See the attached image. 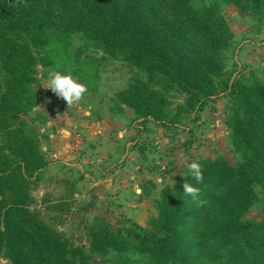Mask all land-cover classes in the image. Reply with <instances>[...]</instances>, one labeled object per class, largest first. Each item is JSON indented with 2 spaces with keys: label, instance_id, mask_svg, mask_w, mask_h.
<instances>
[{
  "label": "trees",
  "instance_id": "trees-1",
  "mask_svg": "<svg viewBox=\"0 0 264 264\" xmlns=\"http://www.w3.org/2000/svg\"><path fill=\"white\" fill-rule=\"evenodd\" d=\"M220 3L264 23V0H0V258L91 264V254L113 252L112 264H264V221L243 219L264 202V83L227 69L223 51L234 35ZM75 36L82 47H73ZM109 60L132 74L116 109L133 111L137 134L148 123L180 128L182 115L191 123L209 102L229 99L225 124L239 161L197 160L201 181L189 168L183 181L164 185L144 227L123 219L115 228L94 217L83 227L88 253L53 224L70 214L75 182L59 179L63 194L43 196L50 221L33 207L40 183L54 178L45 175L50 162L34 124L42 118L29 122L24 115L42 101L39 71L71 66L79 82L96 91ZM175 95L183 102L172 117ZM184 184L199 190L195 199Z\"/></svg>",
  "mask_w": 264,
  "mask_h": 264
},
{
  "label": "rangeland",
  "instance_id": "rangeland-1",
  "mask_svg": "<svg viewBox=\"0 0 264 264\" xmlns=\"http://www.w3.org/2000/svg\"><path fill=\"white\" fill-rule=\"evenodd\" d=\"M205 2L207 3V1ZM219 9L234 35L230 45L223 51L227 69L234 75L241 72L246 76H255L264 83V23L259 24L256 20L239 14L230 5L220 3ZM83 44L84 41L81 37H74V48L82 47ZM88 53L98 57L102 55L100 51L89 50ZM58 72L70 73L79 82L71 66L63 67ZM51 76L52 73L45 75L39 71L36 87L41 98L42 95H45L53 100L55 104H51L47 108L44 107L42 100L32 112L24 115V119L30 122L35 118L36 114H40L42 121H34L38 130L45 124L50 112H59L64 108H69L71 111L73 110V103L76 102L67 104L64 98L59 97L50 87L46 86L50 83ZM131 76V72L119 61H105L99 70L98 79L96 80V91H91L85 87L86 91L81 95L80 100L86 101L82 104L83 108L92 106L97 110L111 109V111L118 112L116 109V96L126 88ZM170 102V113L173 117L177 113L176 105L182 103L183 100L180 96L175 95L171 97ZM229 109L230 100L221 98L209 102L205 109L199 113L198 118L191 123H188L182 115L180 128L163 129L152 123L146 124L145 128L148 127L150 130V139L142 141V143L148 152V156H153L152 165L154 170L158 172L159 178H161L160 186L165 184L172 185L175 182L183 181L190 168L189 165L201 158H222L231 165H235L239 161L233 150L228 136L229 131L225 124ZM125 110H129L126 118L132 123L135 119L133 111L130 108ZM56 181L55 177L52 181L44 179L34 193L36 202L33 207L38 209L47 220L49 219V214L45 212L41 200L45 194H50L51 199L59 198L63 194L62 185ZM259 195H261L260 192ZM155 198H153V202H155ZM77 208L78 205H75L74 201L71 212L64 218L63 223L58 224L57 221H54L53 224L66 238L90 253L83 227L91 224L96 216L85 217L80 213L75 214ZM151 209L150 212L155 210V203L151 204ZM98 216L107 218L115 228L118 227V222L123 219L133 222L132 219L121 214H114L111 218L105 215ZM243 219L264 221V202L261 200L252 206L243 216ZM146 220L147 218L145 222ZM114 258L115 254L113 252H109L105 257L91 254V264H112ZM0 264H8V262L0 258Z\"/></svg>",
  "mask_w": 264,
  "mask_h": 264
},
{
  "label": "crops",
  "instance_id": "crops-1",
  "mask_svg": "<svg viewBox=\"0 0 264 264\" xmlns=\"http://www.w3.org/2000/svg\"><path fill=\"white\" fill-rule=\"evenodd\" d=\"M46 99L44 107L55 104ZM84 102L73 103L71 111L50 112L39 128L41 150L50 162L45 175L75 182V214L110 218L121 214L143 227L145 219L155 215L151 204L164 186L153 168V156H148L142 143L150 139V130L147 127L137 134L124 106L115 112L83 108Z\"/></svg>",
  "mask_w": 264,
  "mask_h": 264
},
{
  "label": "clouds",
  "instance_id": "clouds-1",
  "mask_svg": "<svg viewBox=\"0 0 264 264\" xmlns=\"http://www.w3.org/2000/svg\"><path fill=\"white\" fill-rule=\"evenodd\" d=\"M46 86L50 87L59 97L64 98L67 101V104L79 101L82 93L86 91L85 85L74 79L70 73H61L58 71L52 73L50 83ZM189 167L193 178L198 182L201 181L202 165L193 162ZM183 187L186 194H190L194 199L196 198L199 191L197 188L188 184H184Z\"/></svg>",
  "mask_w": 264,
  "mask_h": 264
},
{
  "label": "water",
  "instance_id": "water-1",
  "mask_svg": "<svg viewBox=\"0 0 264 264\" xmlns=\"http://www.w3.org/2000/svg\"><path fill=\"white\" fill-rule=\"evenodd\" d=\"M34 54L37 55V56L40 55V53L38 51H34ZM42 100H43V102H49V100L46 99L45 95H42Z\"/></svg>",
  "mask_w": 264,
  "mask_h": 264
},
{
  "label": "built area",
  "instance_id": "built-area-1",
  "mask_svg": "<svg viewBox=\"0 0 264 264\" xmlns=\"http://www.w3.org/2000/svg\"><path fill=\"white\" fill-rule=\"evenodd\" d=\"M78 144H79V137L77 136V137L75 138V146H78Z\"/></svg>",
  "mask_w": 264,
  "mask_h": 264
}]
</instances>
